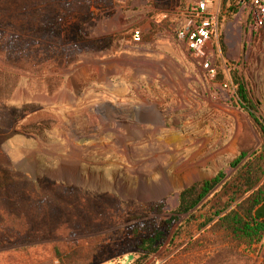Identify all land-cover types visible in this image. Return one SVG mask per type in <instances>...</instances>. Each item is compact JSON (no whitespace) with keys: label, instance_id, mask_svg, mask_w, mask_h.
Here are the masks:
<instances>
[{"label":"rangeland","instance_id":"1","mask_svg":"<svg viewBox=\"0 0 264 264\" xmlns=\"http://www.w3.org/2000/svg\"><path fill=\"white\" fill-rule=\"evenodd\" d=\"M192 1L0 0V167L44 185L31 194L33 234L28 241L3 237L0 264H49L59 244L93 251L91 264H134L136 247L147 234L132 232L131 217L147 220L149 229L167 237L146 264H201L221 254L217 264L264 260V238L248 253L228 254L210 242L206 250L189 254L182 252L185 239L189 232L199 236L198 223L183 227V216L169 232L163 227L181 190L219 172L223 180L200 210L217 211L234 194L241 200L234 186L238 169L230 163L241 151L249 156L261 146L233 106L235 88L202 81L168 36L180 19L176 11ZM236 1L220 0L218 14L220 31L230 23L237 35ZM150 3L167 9L155 10ZM136 29L142 31L138 44L132 41ZM115 36L119 39L106 49L91 46ZM263 41L264 33L248 45L234 37L228 48L221 47L216 66L223 80L227 69L250 85L264 118ZM128 53L151 66L153 77L128 69L116 73L110 56ZM40 128L42 134L28 130ZM26 184L13 190L19 208L30 198ZM48 184L62 187L50 190ZM152 204H162L159 215L149 213ZM93 230L98 232L89 234Z\"/></svg>","mask_w":264,"mask_h":264},{"label":"trees","instance_id":"2","mask_svg":"<svg viewBox=\"0 0 264 264\" xmlns=\"http://www.w3.org/2000/svg\"><path fill=\"white\" fill-rule=\"evenodd\" d=\"M226 1L224 0V2ZM149 7H154L158 11L167 9L164 6L158 7L157 3H150ZM229 10L231 13L237 12L235 7H230ZM151 28L153 30L154 26ZM118 39L117 36L106 37L100 41H93L91 46L94 50L106 49ZM0 58H2L1 53ZM69 63L70 60L66 63H59V66L63 67ZM12 64L24 69L19 63L13 62ZM230 79L235 88L233 106L245 115L254 134L260 140L261 146L259 151L249 156H247V152L241 151L239 156L230 163L231 168H237L239 173L238 181L234 185L241 191L242 198L238 202V197L234 194L229 203L217 211L210 213L200 210V206L223 180L222 172H219L211 180L197 182L179 192L177 207L172 212V218L163 227L166 232H169L170 228L168 227L177 223L183 216H186L181 223L183 227H191L198 223L197 230L200 234L196 239L193 237V233L187 234L185 241L188 242L182 251L184 253L191 254L193 249H198L200 252L206 250L210 242L216 248H223L221 251L224 250L228 254H236L237 251L248 253L264 238V218L254 216L255 211L264 206V118L260 112L262 103L257 99L250 85L237 77L235 73H230ZM222 80V75L218 72L216 83H221ZM28 130L37 134H42L44 131L43 128L34 131L33 129ZM21 182L27 183L25 195H29L30 198L22 204V208H19L12 198L16 196L13 190H17V185ZM48 185L50 190H57L62 187L58 184ZM43 186V183L35 184L27 181L22 175L18 176L10 169L6 170L0 167V207L2 208L0 210V244L4 239L3 237L7 235L26 241L31 237L33 231L31 229L30 207L34 202L31 194H38V192L43 191ZM162 208V204H152L149 207V213L159 215ZM130 219L134 222L132 232L144 231L147 234L136 247L134 264H146L157 254L167 237L154 229L155 227L152 225L149 229L150 223L147 220L142 221L143 218L131 217ZM96 232L98 231L93 230L89 234ZM178 234L179 232L176 231L170 241H173V238L177 237ZM60 246L59 244L53 247L49 264H53V261H57L58 264H91L93 251L89 252L84 247H77L69 251L61 249ZM216 258L220 259L224 256L221 254L216 257L205 258L202 260L203 263H199L217 264ZM260 264H264V260Z\"/></svg>","mask_w":264,"mask_h":264},{"label":"built area","instance_id":"3","mask_svg":"<svg viewBox=\"0 0 264 264\" xmlns=\"http://www.w3.org/2000/svg\"><path fill=\"white\" fill-rule=\"evenodd\" d=\"M219 2L220 0H193L184 9L176 11L180 19L168 32V36L180 47L206 84L216 83L218 72L216 57L221 47L228 48L234 37H243L248 45L254 38L261 39L264 33V0L236 1V6L239 7L237 17L241 23L237 35L232 34L234 29L230 27V23L220 31L222 23L219 21ZM141 39L142 31L134 30L133 43L138 44ZM262 52L264 53V41ZM224 71L226 79L219 86L224 90L232 89L228 70Z\"/></svg>","mask_w":264,"mask_h":264},{"label":"crops","instance_id":"4","mask_svg":"<svg viewBox=\"0 0 264 264\" xmlns=\"http://www.w3.org/2000/svg\"><path fill=\"white\" fill-rule=\"evenodd\" d=\"M127 56H129V57H127ZM126 57H127V59H129V61L127 63H123ZM138 57H140V56L134 55V57H133L129 53L124 55V56H110V58H113L112 60L117 63L116 65H118L116 67V71H117L116 73H120V72L124 71L125 69H128V70H132L133 72H137V73H147V77H149V78L151 76L153 77L151 66H147L146 64H139V63L135 62L136 61L135 58H138ZM166 69H169V67H166ZM108 70L109 69L105 70L104 73L109 74ZM184 70H186V68H184L183 66L180 69H177L178 78L182 79L185 76ZM138 109H141V108H137V109H135V111H139ZM129 115H130V117H132L133 115H136V114H134V112H129ZM152 118L156 119L154 113L152 115Z\"/></svg>","mask_w":264,"mask_h":264},{"label":"water","instance_id":"5","mask_svg":"<svg viewBox=\"0 0 264 264\" xmlns=\"http://www.w3.org/2000/svg\"><path fill=\"white\" fill-rule=\"evenodd\" d=\"M254 216H256V217H264V206L258 208V209L255 211Z\"/></svg>","mask_w":264,"mask_h":264}]
</instances>
